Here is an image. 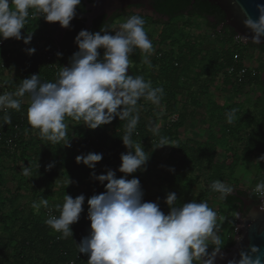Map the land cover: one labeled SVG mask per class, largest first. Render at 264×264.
Listing matches in <instances>:
<instances>
[{
	"label": "clouds",
	"instance_id": "clouds-1",
	"mask_svg": "<svg viewBox=\"0 0 264 264\" xmlns=\"http://www.w3.org/2000/svg\"><path fill=\"white\" fill-rule=\"evenodd\" d=\"M233 3L238 6L247 29L242 39L264 43V2H256L255 17L239 0ZM80 4L81 0H0V40L31 43L33 32H22L30 9L36 10L45 22L69 28ZM74 42L78 51L73 53L67 66L61 67L55 82L41 81L39 74L22 79L17 91L0 94V110L19 111L22 104L19 98L29 94V125L39 130L42 139L53 144L63 141L64 147L71 146L66 117L83 121L91 130L117 118L127 120L125 135L120 137L128 149L120 156L118 171L122 176L117 178L111 169L106 174L96 175L94 169L102 160V153L89 152L75 158L77 164L83 163L93 170L90 175L105 189L87 199L90 231L76 243L78 253L88 257L87 264H215L218 254L224 259L217 234V214L207 202L192 200L178 206L177 194L168 192L164 203L169 211L165 214L159 203L144 200V190L137 177L128 179L138 170H146L150 158L143 145L131 139L139 122V115L133 113L141 98L159 104L163 92L153 88L143 76L129 74V57L134 48L149 53L153 49L144 18L139 14L130 15L118 30L82 29ZM100 49L104 50L102 58ZM25 51L32 55L36 49L26 48ZM233 118V113L227 114L228 123H232ZM3 121L12 123L7 113ZM159 145L158 148L169 146V142L161 138ZM258 159L264 161V154ZM53 166L49 163L46 167ZM22 170L25 175L29 174L28 167ZM210 187L220 193L221 198L233 191L220 180ZM255 191L264 194V182L258 183ZM84 204L83 194L75 198L65 194L63 204L55 206L59 216L49 215L45 223L60 233V238L73 237L71 226L79 222ZM41 206L48 208L49 201L43 198L32 205L37 210ZM210 246L211 252L208 251ZM227 264H264V249L255 244L241 248L238 256Z\"/></svg>",
	"mask_w": 264,
	"mask_h": 264
},
{
	"label": "trees",
	"instance_id": "trees-1",
	"mask_svg": "<svg viewBox=\"0 0 264 264\" xmlns=\"http://www.w3.org/2000/svg\"><path fill=\"white\" fill-rule=\"evenodd\" d=\"M154 5L157 11L168 19L163 21L153 19L151 16L144 19L145 30L155 25H161L162 28L156 37L150 39L153 53L150 52L151 56L146 66L142 68L135 64L130 68L129 74L143 76L146 81L151 82L153 88H160L163 92L160 94L159 104L141 98L136 106V112L133 113L139 115V122L131 139L134 143H141L150 158L146 170H138L128 176V179L132 176L137 177L144 190V200L159 203L161 210L167 214L169 209L164 200L168 192L177 194L178 206L182 200L192 201L194 197L191 198L195 180L186 174L185 167L188 164H185L180 171H175L172 163L175 151L182 152L184 162L188 157L190 158L189 152L185 149L188 143H182L177 139V131L189 117L190 109H192L191 114L195 115L200 114L202 107L200 102L196 101V95L191 92L193 89L190 83L192 85L198 83V79L202 76L214 81L224 67L232 63L234 47L229 43V39L235 33L231 28L217 30V25L224 22V14L209 0H193V2L192 0H154ZM78 11L76 10L78 16L71 21L69 28L58 42L59 53L62 55L57 56L54 62L56 67H48L34 54L23 56L18 54L13 61H5L7 71H0V78L6 80L7 85L13 88H19L21 80L32 74H39L41 81L55 82L61 67L67 66L73 53L78 51V46L74 42L75 37L85 29L79 19ZM210 15L215 17V22L206 18ZM180 16L182 18L177 19ZM198 20H202L200 21L202 24H197ZM39 24L43 26L35 27ZM112 25V22L102 20L88 30L92 32L101 28L111 30ZM203 26L206 27L204 34L192 36L189 31L192 27H197L198 31ZM25 27L27 33L31 31L41 33L45 35L44 39L47 42L50 41L46 32V22L42 17L28 18ZM246 45L264 52L263 46L254 43H246ZM99 51L102 58L104 50ZM141 51L134 48L130 55H139ZM1 52L0 49V55ZM250 80L252 78L247 79L246 82ZM253 80L257 81L264 91V79L261 80V74ZM25 97L30 95L26 93L24 97L19 98L22 100L19 111L13 109L0 111V130L4 139L13 133L17 134L13 139L15 143L13 150L4 142L0 144V264H71L72 261V264H87L81 257L76 258L78 253L76 243L89 234L90 225L82 227L75 223L71 226L73 237L62 239L61 234L53 231L45 221L49 211L59 216L60 213L55 206L63 204L65 194L73 198L81 194L85 196L84 211L80 219L87 217V199L105 190L104 186L90 175L92 169L83 163H76V156L89 152L102 153L103 158L94 169L96 175L106 174L108 169L115 171L117 178L123 175L118 171L121 164L120 156L128 149L123 145L120 137L125 135L127 120L117 118L110 124L91 130L83 125V121L66 117V123L71 128L67 129V139L70 140L71 146L64 147L63 141L57 144L50 143L40 137L38 129L31 128L27 118L29 104L23 102ZM179 102L182 106H179ZM174 112L178 113V120L168 123L167 115ZM5 113L10 115L11 124L4 123ZM15 125H17L16 129ZM161 138L169 142L171 149L167 155L166 166L172 170L167 169L168 171L162 175L156 173L159 179L149 185L143 174L151 172ZM7 160L9 164L6 163ZM49 163L54 164L51 169L46 167ZM6 167L13 172H10V177L5 180L1 170ZM24 167L29 168L28 175L23 173ZM210 186L194 199L197 202L205 201L214 193L218 195L221 203L233 206L236 213L239 201L237 197L230 193L221 198L220 193L214 192ZM151 187L156 188L154 194L148 191ZM29 190L32 192L30 200L22 193ZM237 192L255 200L260 198L248 193L247 190L238 189ZM22 198H26L27 201ZM43 198L49 201L48 208L41 206L37 210L32 207L34 202L39 203ZM232 244L233 241L228 247ZM208 250L212 251L211 246Z\"/></svg>",
	"mask_w": 264,
	"mask_h": 264
},
{
	"label": "rangeland",
	"instance_id": "rangeland-1",
	"mask_svg": "<svg viewBox=\"0 0 264 264\" xmlns=\"http://www.w3.org/2000/svg\"><path fill=\"white\" fill-rule=\"evenodd\" d=\"M182 16L177 17V19H181ZM125 18H117L115 22L113 23L111 30H118L119 25L124 22ZM198 20L196 21L197 24H202ZM37 26V25H36ZM35 26V27H36ZM43 24H39L38 28H41ZM161 25H155L153 28L149 27L146 28V32L151 36L149 39H152L157 36V33H159V30L161 29ZM192 36H195L197 33V27H192L190 29ZM35 33V31H34ZM229 43H231V39H229ZM153 51H151V54ZM150 53H142L140 52V55H137L139 59H143L144 65H141L143 68L148 62L149 57L151 56ZM263 55V54H262ZM130 63L132 62V59L129 57ZM247 61L249 65L255 66L259 70V75L262 73L264 69V59L261 61L256 57L255 51L253 54H250L247 57ZM134 65V63H132ZM262 87H259V103H257V106H254V102L250 95L243 94L245 100L248 104V109H250V113H246L245 118L239 119L236 116L233 118L232 123H228L230 125V132L228 133L226 128L224 127L225 121L220 120L217 124V131L220 129V131H213L212 138L207 144L208 149L211 150L213 145H217L219 149L217 151L221 150V155L223 156L224 162L219 163L218 160L214 158V162L210 163L211 169L209 172L212 175L213 181H227V182H237L241 184L239 189L242 190H250L254 182H259L260 175L264 174V161H260L258 158L264 154V94H263ZM180 103V102H179ZM241 104V103H240ZM219 111V110H216ZM71 129V128H67ZM220 134V135H219ZM219 138V139H218ZM169 146H166L168 148ZM204 145L202 146V148ZM159 149V148H158ZM157 158H160V160L164 161L165 157H167V151H164L162 153H159L156 155ZM8 161V160H7ZM9 164V162H6ZM9 166V165H8ZM157 168V167H156ZM158 170V169H157ZM4 179L6 180L8 177H10L11 171L8 167L1 170ZM160 171L165 173L168 171L165 168L160 167ZM143 177L144 174H143ZM257 177V179H255ZM244 183V184H243ZM232 187V186H231ZM202 187H200L201 190ZM238 190V188L234 187L233 190ZM156 188H149L148 191L151 194H154ZM164 191V189H162ZM22 193L25 195L24 197L31 196V191H22ZM213 196V195H212ZM193 196L191 195V198ZM214 198V197H211ZM23 200L27 201L26 198H22ZM30 200V199H29ZM192 200H196L193 199ZM190 202L188 200H182L180 202V205L182 203ZM208 203L209 207H211L217 214V234L220 237V246L221 248L228 247V244H230L233 241V237L231 236V233L233 232L235 226H236V219L234 212V207L230 205H226L224 203H221L218 198H214L212 201L209 199V201H205ZM49 215H54L52 211H49ZM78 224L82 227H88L90 225V221L87 219V217L80 219Z\"/></svg>",
	"mask_w": 264,
	"mask_h": 264
},
{
	"label": "crops",
	"instance_id": "crops-1",
	"mask_svg": "<svg viewBox=\"0 0 264 264\" xmlns=\"http://www.w3.org/2000/svg\"><path fill=\"white\" fill-rule=\"evenodd\" d=\"M205 30L206 27L203 26V28L201 30H198L196 33L198 35H201L204 34ZM41 36L44 39L45 35L41 34ZM51 41L54 42L53 39L50 37L49 42ZM253 50L255 51L256 57L260 61L264 59L263 51H260V49L255 47H253ZM254 51L252 53H249L248 56L250 54H253ZM143 52L144 51H142V53ZM262 65H264V63ZM253 79L254 78H252V80L248 82H245L244 84L239 85L228 80L227 76L224 77L222 74L219 73V76L214 81H210V79H207L206 77L202 76L198 79V83L195 82L193 83V85L192 83H190V86L193 89V91L191 92L196 95V101H199L202 107L200 110V114L195 115L191 114L192 109H190L189 117L184 120L183 124H181L180 126V129L177 131V139L182 143H188L185 149H187V151L189 152L190 158L188 157L187 161L184 162L182 152L175 151L174 161L172 163L175 171H180L182 167L185 166V164H188L185 167L187 170L186 174L187 176L195 180L192 196L196 197L201 191H203L206 187L210 186L214 182L212 175L209 172V170L211 169L210 163H213L215 161L214 158L217 159V162L219 163L224 162L223 156L221 155V150L217 151V149H219L217 145H213V148L211 150H207V144H209L212 138L213 131H217L218 122L221 119L224 120V127L228 128L226 131L229 133L231 129L230 125L227 124L228 113H233V116H236L240 120L247 117L246 113L244 112L250 113L251 110L248 109L249 103L246 102L245 98L243 97V94H248L251 96L254 102V106H257V103H259L260 85L257 81H254ZM179 106H182L181 102L179 103ZM174 113L177 114L178 120V113ZM218 131H220V129ZM203 145L204 147L202 148ZM170 149V145L168 148H166V146L161 147L158 149L157 154L167 151L168 155V153H170ZM156 155L155 161L150 169L151 172L149 174H144L145 177H143L146 183L149 185L152 183V181H157L159 179L156 173H159L161 175L164 174L162 171H160V167L170 169L166 166L167 157H165V160L162 161L160 160V158H157ZM6 162H9V160ZM12 163L13 165H15L13 161ZM255 179H257V177H255ZM222 182L232 186L233 189L234 187H237L239 189L242 184H239L237 182ZM261 182H264V174L260 175L259 182H254L250 186L257 185ZM200 187H202L201 190ZM212 195L207 197L205 201H209V199L212 201L214 198H218L217 194L213 193Z\"/></svg>",
	"mask_w": 264,
	"mask_h": 264
},
{
	"label": "built area",
	"instance_id": "built-area-1",
	"mask_svg": "<svg viewBox=\"0 0 264 264\" xmlns=\"http://www.w3.org/2000/svg\"><path fill=\"white\" fill-rule=\"evenodd\" d=\"M40 14L36 12L34 9L29 10V19L33 18H39ZM43 19V18H42ZM38 28V25L36 26ZM27 29L22 30V32H26ZM33 31H31L32 33ZM231 44L233 45V56H232V63L227 64L224 67V70L222 71L223 76H227L230 81L236 84H243L247 81V79L257 77L259 75V70L252 65H249L247 61V56L249 53H252L254 50L253 48L246 47V43L242 42L240 39V36L233 35L231 38ZM26 48H35L36 51L34 53L35 56H38L41 58V61L46 64L48 67L55 66L54 62H56L57 54L59 53V48L54 42L47 43L41 36V33H34L32 35L31 43L28 45H25L23 41H17L15 39H7V40H0V49L2 50L0 55V68L2 70L0 71H7L6 70V60L13 61V58L17 56L18 54H21V56L27 54L25 49ZM237 49V50H236ZM18 88L9 87L6 83V80H3V78H0V94L4 93H14L17 91ZM24 103L30 104V97L24 98ZM7 109L0 110L2 112L6 111ZM177 120V114L175 113H169L167 115V122L173 123ZM17 125H15L16 129ZM17 136L16 133H13L9 137L4 139V135L2 131L0 130V144L4 142L7 147L11 150L14 149L15 143L14 140ZM256 186L253 185V187L248 190V193L255 194L257 196H263L264 194L258 193L255 191ZM49 213V212H48ZM237 228L235 226L233 232L231 233V236L234 239V235L236 234ZM81 257L85 263H87L88 257L84 254L77 253L76 258L78 259ZM73 261L71 262V264Z\"/></svg>",
	"mask_w": 264,
	"mask_h": 264
},
{
	"label": "water",
	"instance_id": "water-1",
	"mask_svg": "<svg viewBox=\"0 0 264 264\" xmlns=\"http://www.w3.org/2000/svg\"><path fill=\"white\" fill-rule=\"evenodd\" d=\"M209 1L214 3L223 12L225 20L224 23L233 30L235 33L234 35H239L242 42L252 43L251 40L245 41L242 39L243 35L247 33V29L243 26L242 16L240 15L239 8L233 3V0ZM139 2L146 3L145 0H134L131 3ZM256 2H264V0H239V4H242L243 7L247 9L248 13H250L253 17L256 16ZM148 9L149 12L153 10L151 6H149ZM96 16L97 11L94 13L91 12L89 16H86V28H88L92 19ZM65 29L66 28H62V32H64ZM220 29L221 28H218L217 30ZM46 32L49 34L47 28ZM53 41L59 48V41L56 39H53ZM256 45L264 47V43ZM263 79L264 70L261 73V80ZM231 194L237 197L239 202L242 204V209H238L235 215L237 231L234 235L233 244L226 249H221L224 259H220V255L218 254L215 264H227L228 260L232 259L234 256H238V252L241 248H247L252 244L258 245L264 249V197L259 196L260 198L255 200L249 196L239 194L236 189L233 190Z\"/></svg>",
	"mask_w": 264,
	"mask_h": 264
},
{
	"label": "flooded vegetation",
	"instance_id": "flooded-vegetation-1",
	"mask_svg": "<svg viewBox=\"0 0 264 264\" xmlns=\"http://www.w3.org/2000/svg\"><path fill=\"white\" fill-rule=\"evenodd\" d=\"M132 1L134 0H81V4L77 8V11L79 10L78 12H80L79 19L82 21L85 27L86 16H89L91 12L94 13L95 11H97V16L92 19L91 24L88 26V28L85 27L86 30H88L90 27H93L96 22L98 24L100 21L104 20L105 22L114 23L117 18L124 17L126 19L128 16L133 14H139L144 19L150 16L153 19H160L163 21H166L168 19L167 17L162 16L159 11H157L154 5V0H145L146 3H131ZM149 6L153 8L152 11L150 10L151 12H149ZM189 8L191 7L189 6ZM206 18L211 22H215L216 20L215 17L211 15ZM46 28L50 34V37L58 41L63 37L65 31L67 30L66 28L65 31L62 32V27H60L58 23L48 22H46ZM218 28H226L227 30H229V27L226 26L224 22L218 24L217 29ZM130 58L132 59V62L129 64V73L130 68L135 64H137L138 66L144 65L143 60L139 59L137 55H130ZM134 58H136V60H133ZM132 63H134V65H132ZM237 208L239 210L242 209V204L239 201L237 204Z\"/></svg>",
	"mask_w": 264,
	"mask_h": 264
}]
</instances>
